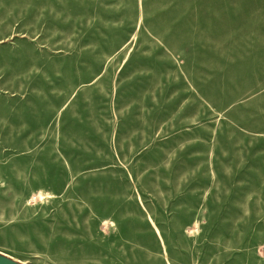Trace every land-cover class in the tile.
Here are the masks:
<instances>
[{
    "label": "rangeland",
    "instance_id": "rangeland-1",
    "mask_svg": "<svg viewBox=\"0 0 264 264\" xmlns=\"http://www.w3.org/2000/svg\"><path fill=\"white\" fill-rule=\"evenodd\" d=\"M0 257L264 264V0H0Z\"/></svg>",
    "mask_w": 264,
    "mask_h": 264
},
{
    "label": "water",
    "instance_id": "water-1",
    "mask_svg": "<svg viewBox=\"0 0 264 264\" xmlns=\"http://www.w3.org/2000/svg\"><path fill=\"white\" fill-rule=\"evenodd\" d=\"M0 264H15V263L0 257Z\"/></svg>",
    "mask_w": 264,
    "mask_h": 264
}]
</instances>
